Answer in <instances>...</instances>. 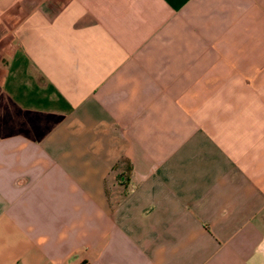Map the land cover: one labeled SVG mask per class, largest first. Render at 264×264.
<instances>
[{"label":"crops","instance_id":"obj_1","mask_svg":"<svg viewBox=\"0 0 264 264\" xmlns=\"http://www.w3.org/2000/svg\"><path fill=\"white\" fill-rule=\"evenodd\" d=\"M0 264H264V0H0Z\"/></svg>","mask_w":264,"mask_h":264},{"label":"trees","instance_id":"obj_2","mask_svg":"<svg viewBox=\"0 0 264 264\" xmlns=\"http://www.w3.org/2000/svg\"><path fill=\"white\" fill-rule=\"evenodd\" d=\"M124 163H125V169H124V171L126 172V175L125 176H126V178H128V174L131 173V171H132V165L127 160H124Z\"/></svg>","mask_w":264,"mask_h":264},{"label":"rangeland","instance_id":"obj_3","mask_svg":"<svg viewBox=\"0 0 264 264\" xmlns=\"http://www.w3.org/2000/svg\"><path fill=\"white\" fill-rule=\"evenodd\" d=\"M119 165V164H118ZM116 165V166H118ZM121 167H123V169H125V163H124V160L121 161L120 163ZM121 179V178H120ZM122 182H124L125 180L124 179H121Z\"/></svg>","mask_w":264,"mask_h":264}]
</instances>
